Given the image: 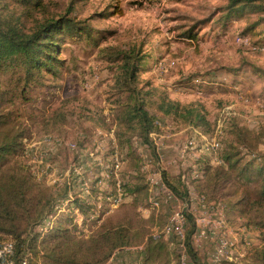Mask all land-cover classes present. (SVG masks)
I'll use <instances>...</instances> for the list:
<instances>
[{
    "label": "rangeland",
    "instance_id": "obj_1",
    "mask_svg": "<svg viewBox=\"0 0 264 264\" xmlns=\"http://www.w3.org/2000/svg\"><path fill=\"white\" fill-rule=\"evenodd\" d=\"M11 1L0 0L1 10ZM235 5L230 8V0H42L22 18L27 33L64 18L79 28L78 35L52 43L58 45L53 69L42 67L27 80L24 69L13 68L3 78L12 99L8 111L28 128L20 160L54 199L43 224L54 220L52 229L67 225L88 234L134 199L138 213L149 217L151 178L164 170L180 176L221 164L230 145L244 161L261 157L255 163L264 164V2L242 12V4ZM131 53L135 61L141 58L137 87L151 92L143 95L158 127L151 144L138 135L118 136V108L125 102L118 92L120 59ZM163 97L201 108L208 125L163 115L158 110ZM190 141L195 148L185 154ZM194 184L189 193L197 196ZM135 186V194L128 191ZM153 192L165 198L160 189ZM78 203L88 209L82 212ZM189 203L162 204L164 224L179 204ZM214 203L208 205L219 206ZM228 216L234 231L254 232L245 227L253 218L264 222L260 211L242 219L234 211ZM41 226L34 233L43 234ZM138 256L122 254L116 264L137 263ZM238 263L248 264L244 258Z\"/></svg>",
    "mask_w": 264,
    "mask_h": 264
},
{
    "label": "trees",
    "instance_id": "obj_2",
    "mask_svg": "<svg viewBox=\"0 0 264 264\" xmlns=\"http://www.w3.org/2000/svg\"><path fill=\"white\" fill-rule=\"evenodd\" d=\"M260 1L264 2L230 0V8L239 3L242 4L239 7L242 12L255 8L253 6ZM13 2L15 10L13 6L9 8ZM41 4L42 0H13L4 11L0 8V242L15 241L17 262L30 252L29 264H107L116 252L138 246H143L140 252L143 254L142 264H179V254L169 248L168 241L153 236L155 224L161 228L165 225L161 207L154 209L149 217H142L138 213L137 199L120 204L88 234L76 233L67 225H59L46 234L34 233L35 227L41 226L52 214L54 199H49L47 190L20 160L28 128L8 111L12 99L3 88V78L13 68L24 69L27 80L33 79L42 67L53 69L54 48L58 45L52 43L64 36L74 37L79 32L73 21L64 18L47 23L36 32L27 33L22 18L30 16L31 11ZM41 54L45 55V59L41 58ZM133 55H124L120 59L122 73L118 92L120 100L123 98L125 102L118 108V126L122 129L118 136L138 135L151 144L150 134L158 127L156 117L147 109V101L143 99V95L151 92L143 93V89L136 85L141 58L137 57L135 61ZM158 110L163 115L182 120L186 125H208L201 108L182 106L167 97L161 99ZM242 145L247 148L244 142ZM232 147L230 145L223 155V163L199 167L204 178L195 181L194 188L207 203L215 201L214 204L223 205L226 219L232 211L239 215V219L254 211L263 213L264 164L255 163L261 157L255 161H244V157ZM162 178L179 200L184 203L189 200V189L180 176L173 177L164 170ZM138 190L137 186L128 189L132 194ZM77 205L82 212L88 209L82 203ZM187 220L186 247L190 260L193 264H208L194 245L193 236L197 227L191 213L187 214ZM245 225L259 232L260 244L248 246L244 261L264 264V222L253 218Z\"/></svg>",
    "mask_w": 264,
    "mask_h": 264
},
{
    "label": "built area",
    "instance_id": "obj_3",
    "mask_svg": "<svg viewBox=\"0 0 264 264\" xmlns=\"http://www.w3.org/2000/svg\"><path fill=\"white\" fill-rule=\"evenodd\" d=\"M194 146L195 141H190L188 146H186L185 154L189 152L188 150H193L195 148ZM180 176L189 189V192L192 188V181H198L204 178L203 171L199 167L194 168L189 175L182 173ZM154 189H160L165 194V198L155 197L153 195ZM150 193L152 194L150 201L153 209H159L162 204H166L167 202L180 203V200L164 183L162 174L150 179ZM189 194H191L189 205L180 206L179 204L172 211L165 225L160 230L154 229L153 236L157 239L163 238L168 241L179 254V264H193L186 247L187 214L191 213L197 227L193 241L196 243L207 241L213 246V252L209 262L212 264H221L223 261H235L234 254H237L239 258H244L250 242L245 233L235 232L228 227L224 206L220 204H218V207L208 205L204 196H196L194 193ZM52 222L49 221L40 227L41 229L44 228L43 234L52 229ZM15 253V241L4 240L0 242V264H29V260L32 257L30 252L25 254L18 262L16 261Z\"/></svg>",
    "mask_w": 264,
    "mask_h": 264
},
{
    "label": "crops",
    "instance_id": "obj_4",
    "mask_svg": "<svg viewBox=\"0 0 264 264\" xmlns=\"http://www.w3.org/2000/svg\"><path fill=\"white\" fill-rule=\"evenodd\" d=\"M171 174V173H169ZM177 174V173H176ZM171 176H174L171 174ZM175 176H178V175H175ZM234 231V229H232ZM235 232H239V233H245L246 236H247V239L249 240L250 242V246H254V245H258L260 244V239H259V232L258 231H255L254 232H250L249 230H247L246 228L244 229H240L239 231H235ZM259 241H258V240ZM194 242V245L196 247V249L199 251V254L202 256V258L205 259V261L208 263V264H212L211 262H209V259H210V256L213 252V246L212 244H210L209 242H199V243H196L195 241ZM169 248L171 250H174L173 247L169 244ZM143 250V246H138V247H131V248H127V249H124L120 252H116V254L111 258V260L107 263V264H116L118 262H120V256L122 254H132V253H139V256L140 257L137 261V263H134V264H142V257H143V254L141 255L140 252ZM137 257V256H136ZM134 257V258H136ZM234 259L235 261H223L221 264H223L224 262H228V263H233V264H239L238 261L241 260L237 254H234Z\"/></svg>",
    "mask_w": 264,
    "mask_h": 264
}]
</instances>
